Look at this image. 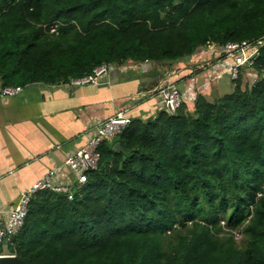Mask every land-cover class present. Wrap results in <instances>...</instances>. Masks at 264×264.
Masks as SVG:
<instances>
[{
    "label": "trees",
    "instance_id": "1",
    "mask_svg": "<svg viewBox=\"0 0 264 264\" xmlns=\"http://www.w3.org/2000/svg\"><path fill=\"white\" fill-rule=\"evenodd\" d=\"M262 37L264 0H0V86L184 64ZM262 42L251 86L240 74L191 109L132 118L71 200L34 193L8 252L25 264H264Z\"/></svg>",
    "mask_w": 264,
    "mask_h": 264
},
{
    "label": "crops",
    "instance_id": "2",
    "mask_svg": "<svg viewBox=\"0 0 264 264\" xmlns=\"http://www.w3.org/2000/svg\"><path fill=\"white\" fill-rule=\"evenodd\" d=\"M203 59L176 63L170 80L183 88L189 82L190 67ZM144 64L148 68L141 70L151 75L157 64L164 66ZM139 69L114 70L99 84L34 83L16 95L0 96V204H14L20 190L59 165L67 151L83 144L86 126L122 108H130L132 118L155 115L156 99L151 95L155 87L141 85L143 80L138 78L143 79L144 73Z\"/></svg>",
    "mask_w": 264,
    "mask_h": 264
},
{
    "label": "built area",
    "instance_id": "3",
    "mask_svg": "<svg viewBox=\"0 0 264 264\" xmlns=\"http://www.w3.org/2000/svg\"><path fill=\"white\" fill-rule=\"evenodd\" d=\"M263 39L264 37L259 38L255 42L256 44L247 40L229 41L222 46L215 45L206 48L204 53H207L208 56L199 62L200 65L192 69L189 82L183 88H180L175 81L170 80L174 72L167 71L165 77L151 92V95L156 99L155 109L173 114L183 103L189 107L193 106L197 95L205 94L213 78L219 77L222 72L229 75L232 80L237 79L243 66L251 67L254 65L258 56V45L263 43ZM209 49L210 51L207 52ZM222 55L223 61H220L219 58ZM133 65L142 66L141 64ZM121 69H126L124 63L119 65L104 63L96 66L90 74L71 78L66 84L72 86L99 84L102 83L101 77ZM198 75H202L204 80L197 82ZM21 90L22 86H5L0 89V96H13ZM131 119V109L122 108L111 116L86 126L83 131V144L67 151L59 165L52 166L28 188L20 190L14 204L10 206L0 204V244L6 247L11 244L12 236L23 224L30 198L37 191L48 190L61 193L71 200L74 191L80 189L87 181V173L97 168L100 157L99 145L103 141H110L118 135L130 123ZM4 255L6 254H0V257ZM8 255L13 256V254Z\"/></svg>",
    "mask_w": 264,
    "mask_h": 264
},
{
    "label": "rangeland",
    "instance_id": "4",
    "mask_svg": "<svg viewBox=\"0 0 264 264\" xmlns=\"http://www.w3.org/2000/svg\"><path fill=\"white\" fill-rule=\"evenodd\" d=\"M214 46L215 45H210L209 47H207V49L214 47ZM217 50H218V47H217ZM209 51H210V49L207 50V52H209ZM207 56H208L207 53L203 54L201 51H199V52L195 53L193 56L186 58V60H189V62L198 61L199 58H205ZM222 58H223V55L219 58V60L223 61ZM125 63L126 64L129 63V64L126 66L125 70H122V69L120 70L122 73H125L129 70H130L129 71V73H130L131 68L132 69H139L137 66L133 65V64H137V63H132L130 61H127ZM144 63L145 62H143V64L141 63L142 66L140 67L139 71H142L141 69H143V71L147 70L148 67ZM139 64H137V65H139ZM189 64H191V63H189ZM152 65H153V63H152ZM197 65H200L199 62L198 63L196 62L190 68H195ZM157 66H158L157 69L154 71V73H152V75L149 74L148 72L142 71L144 73V77H143V79L142 78L141 79L138 78V79L140 81L143 80L141 82V85L145 84L144 88H147L150 90L153 89L154 87L156 88V84H158L163 79V77H165V73H166V72L164 73L165 69H169L168 71L172 72V70L173 71L176 70L175 67L177 68L178 64H176L174 62L171 65L164 63V66L158 65V64H157ZM159 66H161V67H159ZM162 74H163V76H162ZM255 79H256V72L254 70H251L247 66H243L242 71H241V88L251 86V84L253 83V81ZM196 80H197V82H201L204 80V77L202 75H198ZM232 87H233L232 79H230L229 75H227L225 72H222L219 77L213 78V80L210 82V87L207 90L209 93L207 95L204 94V96H208L209 99H212L214 96H221L225 93H229L231 91ZM188 109H189V105H188ZM8 253H10V252H8L7 247L5 245H2V254L8 255Z\"/></svg>",
    "mask_w": 264,
    "mask_h": 264
},
{
    "label": "water",
    "instance_id": "5",
    "mask_svg": "<svg viewBox=\"0 0 264 264\" xmlns=\"http://www.w3.org/2000/svg\"><path fill=\"white\" fill-rule=\"evenodd\" d=\"M114 148L118 150L120 148L119 144H116ZM0 264H25V263L16 256H1Z\"/></svg>",
    "mask_w": 264,
    "mask_h": 264
},
{
    "label": "clouds",
    "instance_id": "6",
    "mask_svg": "<svg viewBox=\"0 0 264 264\" xmlns=\"http://www.w3.org/2000/svg\"><path fill=\"white\" fill-rule=\"evenodd\" d=\"M2 254V253H1ZM8 254H10V253H8ZM4 256H9V255H4ZM13 256H15L14 254H13Z\"/></svg>",
    "mask_w": 264,
    "mask_h": 264
}]
</instances>
